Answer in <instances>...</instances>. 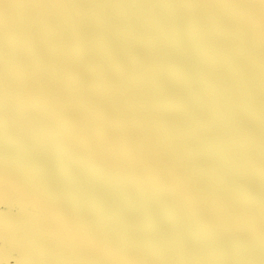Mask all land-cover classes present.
<instances>
[{"label": "snow or ice", "instance_id": "snow-or-ice-1", "mask_svg": "<svg viewBox=\"0 0 264 264\" xmlns=\"http://www.w3.org/2000/svg\"><path fill=\"white\" fill-rule=\"evenodd\" d=\"M0 264H264V0H0Z\"/></svg>", "mask_w": 264, "mask_h": 264}]
</instances>
